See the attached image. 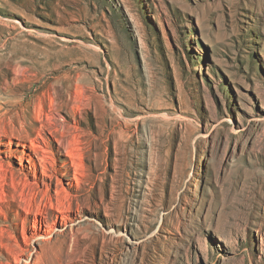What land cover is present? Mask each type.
I'll use <instances>...</instances> for the list:
<instances>
[{
	"label": "rangeland",
	"instance_id": "rangeland-1",
	"mask_svg": "<svg viewBox=\"0 0 264 264\" xmlns=\"http://www.w3.org/2000/svg\"><path fill=\"white\" fill-rule=\"evenodd\" d=\"M0 264H264V0H0Z\"/></svg>",
	"mask_w": 264,
	"mask_h": 264
}]
</instances>
